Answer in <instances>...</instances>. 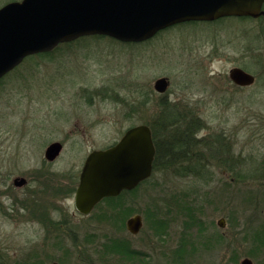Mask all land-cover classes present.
Listing matches in <instances>:
<instances>
[{
	"label": "rangeland",
	"instance_id": "obj_1",
	"mask_svg": "<svg viewBox=\"0 0 264 264\" xmlns=\"http://www.w3.org/2000/svg\"><path fill=\"white\" fill-rule=\"evenodd\" d=\"M11 1L0 0V8ZM246 22L226 18L211 27L174 26L136 45L82 41L50 59L25 62L0 81L2 173L17 175L39 166L54 142L64 143L59 167L71 162L77 171L92 151L110 147L129 128L155 125L160 134L162 98L196 111L197 145L187 160L195 157L206 166L196 175L190 171L197 163L178 161L173 169L153 174L137 192L115 203L123 206L117 227L75 212L70 229L74 241L68 242L55 240L56 231L35 219L42 200L48 205L57 200L50 191H38L20 228L27 264L36 258L42 264H176L172 256L185 239L184 264H241L245 258L264 264V246L252 241L256 230L264 228V36L256 22L248 21L251 50L244 56L243 42L233 32L243 31ZM235 66L254 74L256 83L236 86L230 79ZM162 77L171 83L166 94L154 89ZM210 148L218 150L219 158L211 156ZM185 204L191 207L187 214ZM63 205L72 207L70 201ZM156 208L169 220L159 235L147 226L146 216ZM48 210L52 219L60 218L52 204ZM138 214L144 227L135 236L126 222ZM190 217L196 223L186 222ZM222 218L226 228L218 225ZM0 224L7 228L1 213ZM115 237L126 239L142 256L120 260L110 255L103 262L104 244Z\"/></svg>",
	"mask_w": 264,
	"mask_h": 264
},
{
	"label": "water",
	"instance_id": "obj_2",
	"mask_svg": "<svg viewBox=\"0 0 264 264\" xmlns=\"http://www.w3.org/2000/svg\"><path fill=\"white\" fill-rule=\"evenodd\" d=\"M264 0H22L0 8V81L28 57L48 53L61 44L83 37L103 36L122 43H144L175 25L214 21L227 17H258ZM232 82L241 87L255 77L240 68L230 71ZM167 77L155 81L154 89L166 94ZM63 144L52 143L45 157L53 161ZM156 146L150 126L126 131L120 141L92 151L86 159L76 193V208L89 214L105 198L136 189L154 172ZM225 219L219 226L224 228ZM144 218L127 221L132 235L141 233ZM241 264H254L245 258Z\"/></svg>",
	"mask_w": 264,
	"mask_h": 264
},
{
	"label": "flooded vegetation",
	"instance_id": "obj_3",
	"mask_svg": "<svg viewBox=\"0 0 264 264\" xmlns=\"http://www.w3.org/2000/svg\"><path fill=\"white\" fill-rule=\"evenodd\" d=\"M16 1H22V0H15L11 2H16ZM227 18H238L247 22L254 21L257 23V25L260 28L259 36L260 35L264 36V3L261 8V13L258 17L246 16V17H227ZM224 19L226 18H221L214 21H197L196 23L211 27L212 25H216L217 23L223 21ZM247 22L244 30L237 33L233 32L234 33L233 36L234 39L238 38L242 40L244 47L243 55L246 56L248 54L247 57H249L251 50V43H250L251 35H250V29L247 26ZM200 34H201V38H203L204 33L200 32ZM209 35L210 37H213L212 29L210 30ZM259 36L257 34V38ZM211 49L212 52H214L215 48L213 43L211 45ZM234 68H240L245 72L253 75L255 77V83H256L257 80L256 76L248 72L246 68L242 66H235L232 69ZM116 143H114L110 147L114 146ZM62 144H63V149L60 155L55 160L50 161L45 157L44 158L45 161H43L39 166L30 169L27 172H23L21 174L15 175L13 172L10 171L7 173H2L3 171L0 169V213L3 215L5 221L8 222L7 224L8 229L7 228L3 229L2 225L0 224L1 225L0 264H27L28 260L25 253V243H24L25 241L23 238V229L22 231H20V228L26 224L25 219L27 218V210H29L27 205L28 203H32V201L37 200L38 191H50V193H52V197L57 199L55 200V203L50 202V205L47 204V200H42V202H40V205L38 206V213H36L37 216L36 217L34 216L35 219L38 220V222L41 223L43 227L45 228L47 227L50 230V232L56 231L55 233L57 235L54 236L55 240L62 242L64 241L68 242L73 240V234L70 231V229H71V220L75 212L76 214L80 215L82 218H90L93 215V218L96 219L97 222L107 223V224L110 223L113 224L114 227H117L118 222L120 220V216H119L120 208L113 206H101L100 204L104 200L100 202L89 214H84L76 208V202H75L76 193L80 185L81 174L86 160L83 166L79 168L77 171H75L71 167L72 166L71 162L66 168L59 167L58 163L60 162L62 158V154L64 152V143ZM50 145H48V147ZM46 150H45V154H46ZM144 183L145 182H143L142 184ZM31 185H34L33 188L35 189L31 190L28 193L27 188H29ZM134 190L123 191L117 197L119 198L121 195H125V196L130 195L132 194L131 192ZM66 201H70L72 203L71 205L72 207L64 206L63 202ZM57 202L62 203V206L57 205ZM51 204H52V208H54V210L57 211V213L60 212L59 214L60 218L57 219V221L50 217L51 209L48 210V208L51 207ZM68 208H70L73 211L72 212L73 214L68 212L69 211ZM97 209H98V213L93 214L94 211ZM225 225L226 226L224 228L227 227V223H225ZM10 227H13V229L9 230ZM126 228H127V222H126ZM64 238L66 239L63 241ZM35 262L36 264H42V262L44 261H42L41 258L40 259L36 258L35 261L30 262V264H35ZM51 264H60V263L53 260Z\"/></svg>",
	"mask_w": 264,
	"mask_h": 264
},
{
	"label": "trees",
	"instance_id": "obj_4",
	"mask_svg": "<svg viewBox=\"0 0 264 264\" xmlns=\"http://www.w3.org/2000/svg\"><path fill=\"white\" fill-rule=\"evenodd\" d=\"M186 24H197V23L188 22V23H183V24H179L176 26H181V25H186ZM95 39L96 40L109 39L110 41L121 43L114 39L103 37V36L85 37L77 41H74L72 43L60 45L52 52L42 53V54L28 57L25 60V62H34L38 59L40 60L50 59L52 55H54L58 50H61L63 47L72 48L73 46L79 44L82 41H89V40H95ZM121 44H124V43H121ZM128 45H136V44H128ZM17 69H15L13 72H15ZM180 101H186V100L182 99ZM170 102L171 101H169L167 98H162L161 100V104H160L161 110H160L159 122H158V125L161 130L160 134L157 131V126L155 125L150 126L153 130L154 142H155V146L157 150L156 159L154 162V173L153 174H156L163 170L169 171L173 169L178 163V161H182V162L191 161L192 163H197V161L194 160L196 159L195 157L194 158L192 157L189 160H187V158L189 157L191 153V150L193 148L195 149L197 145L196 143L197 142L196 133L198 131L197 113L194 109L192 108L188 109L187 108L188 105L186 106L182 105V103L179 101L177 102L174 101V103H170ZM210 150L212 153L211 156L213 158H219L217 149L210 148ZM196 165H198L199 167L193 166L194 170L191 169L190 172L197 173L196 175L202 174L203 171H201V168L202 166L204 167L206 166L200 165V163H197ZM139 187L136 188L131 193L137 192L139 190ZM121 197H123V195H121L119 198L118 197L117 198H107L100 205H102L103 203H107V204H110L111 206H115V203H117ZM115 207L122 208L123 206L117 205ZM179 207L181 208L180 205ZM182 208H183L182 210L186 214L191 211V207L188 206L187 204H185ZM125 210L126 209H122V211H125ZM162 213H163L162 211L156 208V211L154 210V212L146 216L148 228L153 230L156 235L161 234L164 231L165 226L167 227V223H169V220L165 219L164 216H162ZM196 221L197 219L190 217V221H186V222L196 223ZM256 231L257 232L254 233V237L252 241L254 242L255 246L262 247L264 246V228L259 227V229ZM109 241L108 243L104 244V249H103L104 251L103 250L101 251L105 255V257L102 256L103 262H104V259L108 260L110 258V255H114V256L119 255L120 257L118 259L120 260L121 259L131 260L134 257H136L135 255H138L140 257L142 256V253L135 251L131 247L130 243L124 238L115 237L114 239H110ZM186 242H187V239L182 241L181 245L179 246V249L175 251L174 255L172 256L173 257L172 261H174L176 264L186 263V261L184 262V257L186 256V253H185L186 245H188ZM106 264H110V262H107ZM233 264H238V262L236 261Z\"/></svg>",
	"mask_w": 264,
	"mask_h": 264
}]
</instances>
